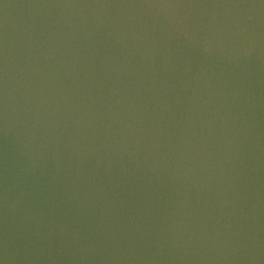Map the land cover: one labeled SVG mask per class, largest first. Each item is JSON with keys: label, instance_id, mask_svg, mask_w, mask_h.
<instances>
[{"label": "water", "instance_id": "obj_1", "mask_svg": "<svg viewBox=\"0 0 264 264\" xmlns=\"http://www.w3.org/2000/svg\"><path fill=\"white\" fill-rule=\"evenodd\" d=\"M2 264H264V0H0Z\"/></svg>", "mask_w": 264, "mask_h": 264}, {"label": "snow or ice", "instance_id": "obj_2", "mask_svg": "<svg viewBox=\"0 0 264 264\" xmlns=\"http://www.w3.org/2000/svg\"><path fill=\"white\" fill-rule=\"evenodd\" d=\"M0 264H2V261H0Z\"/></svg>", "mask_w": 264, "mask_h": 264}]
</instances>
